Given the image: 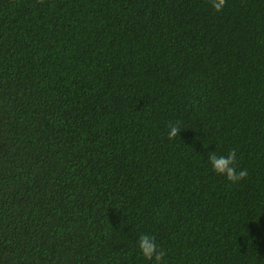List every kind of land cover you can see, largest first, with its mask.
I'll use <instances>...</instances> for the list:
<instances>
[{
  "label": "trees",
  "instance_id": "trees-1",
  "mask_svg": "<svg viewBox=\"0 0 264 264\" xmlns=\"http://www.w3.org/2000/svg\"><path fill=\"white\" fill-rule=\"evenodd\" d=\"M146 233L264 264V0H0V264H155Z\"/></svg>",
  "mask_w": 264,
  "mask_h": 264
},
{
  "label": "clouds",
  "instance_id": "clouds-1",
  "mask_svg": "<svg viewBox=\"0 0 264 264\" xmlns=\"http://www.w3.org/2000/svg\"><path fill=\"white\" fill-rule=\"evenodd\" d=\"M227 0H211L212 7L216 12L223 11L226 6ZM167 138L172 140L180 136L181 124L179 121L176 123L168 124ZM213 170L229 181L236 183L246 179L249 175L247 169L238 168L237 150L235 148L229 150L227 155H217L215 151L210 152L208 155ZM138 247L144 258L149 261H154L155 264H163L166 253L157 244L155 237L152 234H142L138 239Z\"/></svg>",
  "mask_w": 264,
  "mask_h": 264
}]
</instances>
